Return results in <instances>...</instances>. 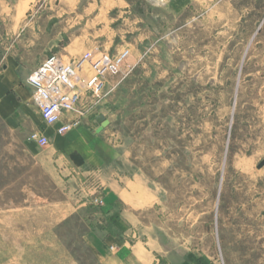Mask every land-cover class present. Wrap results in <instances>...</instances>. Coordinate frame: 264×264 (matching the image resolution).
I'll list each match as a JSON object with an SVG mask.
<instances>
[{
	"label": "rangeland",
	"instance_id": "rangeland-1",
	"mask_svg": "<svg viewBox=\"0 0 264 264\" xmlns=\"http://www.w3.org/2000/svg\"><path fill=\"white\" fill-rule=\"evenodd\" d=\"M132 1L135 60L81 102L83 122L111 121L95 164L68 174L51 157L32 96L29 119L0 115V264H264V0ZM128 178L153 191L140 217L160 249L111 244L105 190Z\"/></svg>",
	"mask_w": 264,
	"mask_h": 264
},
{
	"label": "crops",
	"instance_id": "crops-1",
	"mask_svg": "<svg viewBox=\"0 0 264 264\" xmlns=\"http://www.w3.org/2000/svg\"><path fill=\"white\" fill-rule=\"evenodd\" d=\"M144 1L165 7L169 0ZM137 17L132 0H0V115L8 124L29 119L33 86L27 79L51 55L72 61L102 43L111 53L128 49L129 58L134 59L132 42L125 38L137 29ZM99 114L93 122H83L65 135L56 132L58 124L55 131H45L51 157L65 161L68 174L97 162L94 157L107 128L96 133ZM121 182L105 190L106 215L119 235L112 237L111 244L117 243L120 250L160 249L154 224L140 217L152 207L153 191L142 179ZM92 238L98 251L110 244L108 238Z\"/></svg>",
	"mask_w": 264,
	"mask_h": 264
},
{
	"label": "built area",
	"instance_id": "built-area-1",
	"mask_svg": "<svg viewBox=\"0 0 264 264\" xmlns=\"http://www.w3.org/2000/svg\"><path fill=\"white\" fill-rule=\"evenodd\" d=\"M129 55V50L124 49L104 61L92 52L72 61H66L57 54L48 57L27 79L33 86V102L44 121L49 125L58 124L56 132L60 135L82 124L88 113V109L81 106L84 91L92 90L106 73L126 74L124 66ZM90 60H95L97 73L87 77L83 68ZM31 139L40 145L49 143V137L40 132L33 133Z\"/></svg>",
	"mask_w": 264,
	"mask_h": 264
},
{
	"label": "water",
	"instance_id": "water-1",
	"mask_svg": "<svg viewBox=\"0 0 264 264\" xmlns=\"http://www.w3.org/2000/svg\"><path fill=\"white\" fill-rule=\"evenodd\" d=\"M97 121L99 126L96 129V133L102 132L110 124V120L102 113L97 116Z\"/></svg>",
	"mask_w": 264,
	"mask_h": 264
}]
</instances>
